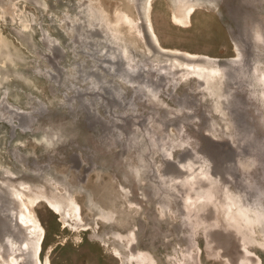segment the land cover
I'll use <instances>...</instances> for the list:
<instances>
[{
  "label": "rangeland",
  "instance_id": "374dc122",
  "mask_svg": "<svg viewBox=\"0 0 264 264\" xmlns=\"http://www.w3.org/2000/svg\"><path fill=\"white\" fill-rule=\"evenodd\" d=\"M15 190L79 204L35 208L52 264H264V0H0V264Z\"/></svg>",
  "mask_w": 264,
  "mask_h": 264
},
{
  "label": "bare ground",
  "instance_id": "6f19581e",
  "mask_svg": "<svg viewBox=\"0 0 264 264\" xmlns=\"http://www.w3.org/2000/svg\"><path fill=\"white\" fill-rule=\"evenodd\" d=\"M147 5L148 6H147L146 11H145V18H146V22H147L148 31L152 36V42H153L155 47L159 48L163 53H170V54L174 55L175 57H181L182 56V57H185L189 60L190 59L196 60V59L202 58L205 61L206 60L209 61V58L205 57V56H198V55H193V54H190L187 52L163 48L160 44V41H159L157 35L155 34L154 27H153L152 20H151L152 2L151 1L148 2ZM197 7H199V5L197 3L189 4L187 7L184 8L182 13L179 14L177 12V8L175 6V10L173 11L172 18H171L173 20L172 22L179 25V27H189V25L191 24L192 17L196 13ZM116 20H117L116 21L117 24L119 21L123 22L122 20H126L130 25H133V21L128 16L124 15L123 13L120 14ZM1 42H2V45H1L2 49L8 48L7 42H4L3 40ZM2 52L4 55H8V53H5L4 51H2ZM124 53H125V51H124ZM187 67H191V66L187 65ZM200 67H202V66H200ZM200 67L197 70L188 68L189 70H192V71L187 70V73L192 75L194 79H197V78L200 80L202 79L205 83H208V82H211L214 80L217 81L221 77L220 76L221 75L220 69L219 70L214 69L211 66L210 67L212 69L211 68L205 69L206 67L205 68H203V67L200 68ZM213 83H215V81ZM211 85H213V84H211ZM195 182H196V180H195ZM14 196H15V200H16V202H18V204L20 206V210H21L20 211V217L18 218V226H20L21 229L22 228L26 229V231L28 232L27 233L28 237L25 238V241L23 244L24 246H22L20 248V251L23 252V255L21 257L14 256L15 254L11 255L12 257H10V259L8 261H5L4 264H25L27 261H30L33 264H52L50 256L47 257L45 260H43L41 257L42 252H43V245H44V242L46 239V230H45L43 224L41 223L40 219L38 218L36 211H35V208L40 203L43 202L48 206V208L54 214L60 215L64 218L67 217L70 220H73L74 222H82L81 208H80L79 204H77V202H75L72 199H59L57 197H49L45 194H41V195H38L36 197H33V196L27 194L25 190H15ZM200 198H201V196H200ZM76 226H75V228H76ZM136 240H137L136 235L132 234V242L129 246V251L131 253H133L131 256L132 257L131 260H136L138 263L141 262L142 264H154V261L151 260V258L146 256L144 253H140V259L138 258L137 254H134L133 249L136 245ZM8 242H10V246L13 248L14 243L11 241H8ZM5 246H9V244L8 245L5 244ZM14 250H13V252H14ZM49 252L51 253L52 249H50ZM15 253H16V251H15ZM112 255H114L117 258V260L122 261L124 264L125 256L120 249L114 248ZM138 260H140V261H138ZM241 262L243 263L244 261H241ZM243 264H246V263L244 262Z\"/></svg>",
  "mask_w": 264,
  "mask_h": 264
},
{
  "label": "water",
  "instance_id": "95a60500",
  "mask_svg": "<svg viewBox=\"0 0 264 264\" xmlns=\"http://www.w3.org/2000/svg\"><path fill=\"white\" fill-rule=\"evenodd\" d=\"M211 152H212V157H213V158H212V161H213V163H215V162H214L215 160H213V159H215L216 154H217V153H216V152H217V151H216V146L212 145V147H211ZM214 156H215V157H214Z\"/></svg>",
  "mask_w": 264,
  "mask_h": 264
}]
</instances>
